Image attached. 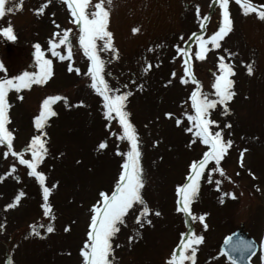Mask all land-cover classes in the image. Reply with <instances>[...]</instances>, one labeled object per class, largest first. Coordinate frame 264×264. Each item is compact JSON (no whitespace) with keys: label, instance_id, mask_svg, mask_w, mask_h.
I'll use <instances>...</instances> for the list:
<instances>
[{"label":"rangeland","instance_id":"1","mask_svg":"<svg viewBox=\"0 0 264 264\" xmlns=\"http://www.w3.org/2000/svg\"><path fill=\"white\" fill-rule=\"evenodd\" d=\"M12 2L21 7L0 16V27L10 24L15 36L8 40L0 35V79L37 71L36 44L52 62V74L43 84L6 92V127L13 133V152L31 159V153L22 150L32 136L39 135L33 117L45 97L62 99L51 105L55 115L47 118L41 138L46 152L36 166L50 189L49 215H44L40 184L11 152L5 155L7 146L0 144V264H82L80 248L87 240L92 205L102 202L101 191L110 195L114 189L128 141L121 138L115 113L111 118L104 116L103 98L91 87V77L84 75L89 61L79 46V25L63 0H6V7ZM96 2L90 0L91 5ZM252 3L259 9L264 0ZM42 5L43 11L37 13ZM104 6L109 12L106 30L111 33L112 47L104 50L103 41L97 42L103 60L101 75L111 90L109 95L128 94L123 110L137 134L141 195L149 208L138 222L135 216L142 206L134 205L118 224L110 238V264H167L181 233L188 231L202 239L194 245V253L187 251L192 259L184 264H229L219 245L240 224L258 243L250 264H262L264 19L254 12L243 14L235 0H229L230 31L218 41V48L209 43L204 58L196 59L193 34L202 32V38H207L219 27L220 8L215 0H105ZM205 15L208 19L201 29ZM65 29L69 30L70 61L64 45L56 49L65 56L63 60L48 51L49 39H58ZM177 48L188 50L187 75L185 57L177 54ZM221 57L233 69L229 78L234 94L225 102L227 111L217 103L207 118L216 121L210 130L221 131L222 139L231 144L219 164L224 174L209 171L216 168L215 161H209L201 174L189 206L196 217L206 214L201 224L176 211L175 189L186 182L189 164L207 150L199 137L186 130L195 123L188 120L194 114L190 96L199 87L215 99L211 84L219 74ZM101 142L104 148L99 147ZM20 193L14 206H9ZM49 226L52 231H47Z\"/></svg>","mask_w":264,"mask_h":264},{"label":"snow or ice","instance_id":"2","mask_svg":"<svg viewBox=\"0 0 264 264\" xmlns=\"http://www.w3.org/2000/svg\"><path fill=\"white\" fill-rule=\"evenodd\" d=\"M47 2V0H45ZM67 6L69 13L74 17V23L79 25V37L78 42L80 48L83 50L84 55L88 58L87 72L85 76L91 77V87L94 91L103 98L104 116L111 118L110 114L115 113L117 121L122 129V137L128 141V150L122 153L123 162L121 170L119 172L118 179L115 181L114 189L110 195L101 191L99 193L102 202L98 201L97 204L92 205L91 222L88 225L87 240L84 246L80 248V255L83 258L82 264H110L109 253L111 252L110 238L118 231V224L124 222V218L129 209H132L134 205H141L139 214L135 216L136 221H141L142 217H146L149 213V208L141 195V188L143 186L142 168L140 166V151L138 148L137 134L133 125L127 119V113L123 110L125 103V97L127 93L119 95H109L111 91L108 88L103 76L101 75L103 68V60L98 55V41H103V48L107 50L112 47L111 45V33L106 30V24L108 22L109 12L104 6L105 0H97L94 5L90 4V0H63ZM110 3V0H108ZM220 8V20L219 27L216 31L212 32L207 38H202L203 33L193 34V37L197 41L195 57L196 59H203L204 53L208 51L207 45H211V48H218L220 41L231 29V19L228 12L229 0H215ZM239 5L243 14L256 13L260 19H264V5L259 9L252 0H235ZM19 2H12V6L6 7V0H0V16L4 15L5 11L12 12L14 9L20 8ZM93 8L92 11H87L88 8ZM43 11V5L36 9L37 13ZM197 17L199 18V9L197 8ZM208 19L207 15L200 20V28L203 29L205 21ZM133 32L137 29L133 28ZM68 34L69 30L65 29L58 39H49L48 51L52 56H58L61 60L65 59L64 55H61L56 51L59 45L65 46V52L67 58L71 60V52L68 51ZM0 35L6 37L8 40H14L12 26L9 24L5 27H0ZM57 33H53V37H56ZM35 51L33 53L36 61L37 71L27 72L24 71L18 76L8 79H0V144L7 146V152H11L13 156L19 159V163L26 165L28 169V175L34 176L37 182L40 184V188L43 193L45 203L42 205L44 209V215L50 214V205L47 203L50 189L44 186V174L36 170L37 164L42 160L46 150L44 142L41 139L45 133L43 131L44 124L47 118L51 115H55L51 105L62 99L60 96L49 95L45 97L39 107L38 115L33 117L34 127L40 130L39 135L31 137L30 142L25 146L22 151L31 153V159H24L20 152H13L12 139L13 133L6 127L8 122V103L6 100V92L9 89H15L19 92L22 88H28L32 83L43 84L51 72V60L47 59L44 55V51L41 50L38 44L34 45ZM177 54H182L185 57V73L189 74L188 66V50L177 48ZM219 74L215 75L214 81L211 84L214 89L213 95L215 99H209L207 95L200 92L199 87L194 88L190 100L192 102V109L194 114L188 116L189 122L194 121L192 128L186 129L192 132L193 136L199 137V142L203 145H207V150L203 152L202 156L198 160H193L189 164V171L186 176V182L176 186V211L182 212L193 219H198L201 224L204 223V216L201 214L198 217L194 216L190 211V204L196 196V192L199 187V181L201 174L205 171V166L209 161L216 162V168L209 171L219 172L223 175V169L219 166L220 160L225 150L230 146L231 141H224L222 139V133L219 130L211 131L210 125L215 124L216 121L207 118L209 109L216 107L217 103L225 106L227 111L226 101L230 100L233 96L231 91L233 81L229 78L233 69L230 63H225L224 58L221 57L218 63ZM68 70H72V64L69 63ZM79 72V69H76ZM249 74L252 73V67H247ZM189 78L192 77L189 75ZM181 82H185V78L182 76ZM198 84V82H197ZM66 99V98H64ZM167 115V114H166ZM179 123V120H177ZM227 126V125H226ZM194 129V131H193ZM100 148H104V142L99 145ZM243 153H241V156ZM219 184V182H217ZM54 187V186H53ZM20 193L14 198L13 205L19 200ZM224 194H222L223 196ZM227 195H231L228 193ZM221 202H223L221 200ZM159 215V212L156 213ZM2 227V226H0ZM206 227V225H205ZM47 231H52L51 226ZM39 235V233H36ZM131 239V237H129ZM202 237L194 234L192 231L187 233H181V241L177 248L173 249L172 254L167 264H184L185 260H191L192 256L187 255V251L195 252L194 245L201 242ZM236 247L251 249L250 243H238ZM223 251V249L221 250ZM261 262L264 264V240L261 241ZM231 259V257H230ZM235 264V260H233Z\"/></svg>","mask_w":264,"mask_h":264},{"label":"water","instance_id":"3","mask_svg":"<svg viewBox=\"0 0 264 264\" xmlns=\"http://www.w3.org/2000/svg\"><path fill=\"white\" fill-rule=\"evenodd\" d=\"M240 242L245 244L250 243L252 245L251 249L236 247ZM221 248L230 262L233 263V260H235V264H249L248 261L256 250V244L246 235V233H243L241 229H237L235 232L224 238Z\"/></svg>","mask_w":264,"mask_h":264}]
</instances>
